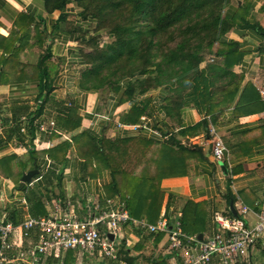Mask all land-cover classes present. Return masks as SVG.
<instances>
[{
	"label": "crops",
	"instance_id": "obj_1",
	"mask_svg": "<svg viewBox=\"0 0 264 264\" xmlns=\"http://www.w3.org/2000/svg\"><path fill=\"white\" fill-rule=\"evenodd\" d=\"M236 10L242 13V17L224 39L236 42L242 55L233 66V71L244 77L239 92L222 111L207 114L197 107H185L178 120H173L165 108L167 91L161 87L145 93L135 92L123 102L111 93L106 109L99 110L103 104L101 95L81 85L87 65L82 41L90 37V34H83L90 28L91 20L80 15L81 9L74 0L63 10L53 12L46 10L44 0H0V34L3 36L14 31L21 12L30 13L41 21V29L48 36L46 46L51 52L53 74L51 100L44 101L40 97L41 79L38 75L25 80L1 78L5 69L13 70L15 60L6 61L8 55L0 47V161L9 156L17 157L6 168H0V217L5 216L18 225L29 217L47 216L59 206L63 211L84 219L91 217L95 204L107 210L118 208L123 201L126 205L119 194H110L111 169L80 156L75 136L89 131L98 137H140L160 144H168L177 137L181 144L200 150L190 159L191 168L187 174L161 180L165 196L158 220L166 216L170 225L175 220L181 221L186 204L194 202L204 204L207 211V228L200 233L202 238L195 234L200 239L221 231L215 220L216 212H232L237 216L241 206H247L249 211L245 221L247 225H253L264 201V101L259 92V88L264 87V0H235L231 11ZM3 41L0 38V43ZM22 44L20 60L37 65L44 47L33 39L24 40ZM249 83L252 87L247 89ZM245 90L252 98L250 103L241 99ZM145 100L149 101L148 110L139 121L124 122L123 114ZM41 106L43 112L36 118L31 133L29 117ZM71 108L77 110L82 121L76 129L68 132L57 125V118L68 114ZM202 120L208 122L206 133L180 135L181 130ZM50 121L55 122L54 129H39L41 123ZM145 121L147 127H134ZM211 126L227 145L228 151L223 159L213 155ZM37 139L40 145H37ZM49 142L52 145L47 147ZM63 142H69L63 159L47 154V150ZM20 145L24 149H19ZM32 150L36 151V160H33ZM33 161L37 162L35 166ZM35 168L40 170L39 173L30 182L22 181L23 174ZM20 177L24 184L19 183ZM33 193L41 198L47 214L40 215L35 210L29 199ZM143 219L149 221L146 217ZM122 229L120 236L113 237L118 251L116 258L106 257L99 247H55L38 254L37 261L29 251L38 243L40 231L33 229L28 236L17 231L13 236L18 244L17 251L27 252L29 257L26 261L14 260L4 264H161L157 263L159 259L164 260L162 264H187L184 258L186 249L172 248L167 232H146L129 223H125ZM156 236L161 237L160 241ZM187 250L193 254L197 251L195 248ZM210 264H222V261L214 256ZM241 264H264V239L251 246L248 257L242 258Z\"/></svg>",
	"mask_w": 264,
	"mask_h": 264
},
{
	"label": "trees",
	"instance_id": "obj_2",
	"mask_svg": "<svg viewBox=\"0 0 264 264\" xmlns=\"http://www.w3.org/2000/svg\"><path fill=\"white\" fill-rule=\"evenodd\" d=\"M71 1L44 0V4L48 12H53L63 10ZM74 1L81 9L80 15L91 20L90 28L83 34H90V37L82 41L87 65L81 85L101 95L103 104L99 110L106 109L111 93L123 102L135 92L145 93L161 87L167 91L165 108L168 115L178 120L185 107H197L207 114L222 111L239 92L244 77L235 73L233 66L242 55L236 42L224 39L242 17L237 10L231 11L235 0ZM40 23L30 13L21 12L14 31L7 37L0 34L4 40L0 47L8 55L5 60H15L13 70L5 69L1 78L25 80L38 75L41 79L40 97L50 101L53 89L51 52L46 46L48 36ZM104 37L108 39L106 42ZM31 39L44 47L37 65L22 62L19 58L23 41ZM250 87L252 84H247V89ZM241 99L252 102L246 90ZM148 106V100L134 105L126 115L123 114V121H139ZM42 112L41 106L29 117V132H34L35 120ZM81 121L77 110L71 108L68 114L57 118V125L72 132ZM207 124V120H202L181 130L180 135L206 133ZM75 141L81 157L89 162L96 160L111 169L110 194H119L133 217H146L150 222H156L160 216L165 196L161 180L187 174L191 168L190 159L194 153L200 152L181 144L177 137L168 144H160L140 137H98L84 131L75 136ZM68 149L69 142H63L47 150V154L63 159ZM32 154L36 160V151L32 150ZM16 160V156L6 157L0 161V168H6ZM36 164L34 162L33 166ZM19 183L24 184L21 177ZM29 199L38 214H47L38 195L33 193ZM181 221L186 234L204 233L207 228L205 205L188 202ZM156 238L160 241L161 237ZM162 262L164 260L157 261Z\"/></svg>",
	"mask_w": 264,
	"mask_h": 264
},
{
	"label": "built area",
	"instance_id": "obj_3",
	"mask_svg": "<svg viewBox=\"0 0 264 264\" xmlns=\"http://www.w3.org/2000/svg\"><path fill=\"white\" fill-rule=\"evenodd\" d=\"M259 92L264 101V87L259 88ZM262 117L264 118V111ZM142 119L146 120V117ZM134 127H147V122L134 125ZM54 128V121L43 122L39 127L42 131ZM209 134L212 138L213 155L217 159H223L228 151L225 141L217 134L213 126L209 127ZM36 143L40 145L38 139ZM51 145L50 142L47 143V147ZM20 148L23 147L20 145ZM248 211L247 206H241L240 215L237 216L216 212L215 220L221 231L207 239H200L196 235H187L183 231L180 220H175L170 225L166 216H162L156 223L135 218L126 208L124 201L118 208L112 210L95 204L91 217L84 219L77 218L68 211H63L59 206L47 216L29 217L18 225L7 220L4 216L0 217V264L28 259L27 252L19 253L17 251L18 244L13 236L17 231L23 234L22 236H28L33 229L40 231L38 243L29 251L36 261L38 254L46 253L55 247L65 249L79 247L95 249L99 247L106 257L116 258L118 256L116 241L111 239L109 233H112L114 237L120 236L125 223L146 232H167L172 248L186 249L184 258L187 264H210L214 256H218L222 264H241V259L248 257L251 246L260 239H264V201L256 222L251 226L247 225L245 221ZM189 248H195L196 253L188 252ZM13 251L16 254H12Z\"/></svg>",
	"mask_w": 264,
	"mask_h": 264
},
{
	"label": "water",
	"instance_id": "obj_4",
	"mask_svg": "<svg viewBox=\"0 0 264 264\" xmlns=\"http://www.w3.org/2000/svg\"><path fill=\"white\" fill-rule=\"evenodd\" d=\"M39 171H40V170H39L38 168H35V169H32V170H29L28 172H26V173L23 174L22 181H24V182H30L31 179H32V177H33L35 174L39 173ZM231 207H232L233 212L236 214V211H235L234 206L231 205ZM109 236H110L112 239H113V237H114L112 233H109ZM199 237L202 238V234H200Z\"/></svg>",
	"mask_w": 264,
	"mask_h": 264
},
{
	"label": "rangeland",
	"instance_id": "obj_5",
	"mask_svg": "<svg viewBox=\"0 0 264 264\" xmlns=\"http://www.w3.org/2000/svg\"><path fill=\"white\" fill-rule=\"evenodd\" d=\"M107 40H108L107 37H104V42H106ZM117 239H118V238H117ZM118 240H119V239H118ZM118 240H117V241H118Z\"/></svg>",
	"mask_w": 264,
	"mask_h": 264
}]
</instances>
